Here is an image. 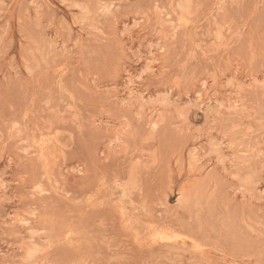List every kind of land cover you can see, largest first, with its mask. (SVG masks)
I'll use <instances>...</instances> for the list:
<instances>
[{
	"label": "rangeland",
	"instance_id": "374dc122",
	"mask_svg": "<svg viewBox=\"0 0 264 264\" xmlns=\"http://www.w3.org/2000/svg\"><path fill=\"white\" fill-rule=\"evenodd\" d=\"M0 264H264V0H0Z\"/></svg>",
	"mask_w": 264,
	"mask_h": 264
},
{
	"label": "bare ground",
	"instance_id": "6f19581e",
	"mask_svg": "<svg viewBox=\"0 0 264 264\" xmlns=\"http://www.w3.org/2000/svg\"><path fill=\"white\" fill-rule=\"evenodd\" d=\"M167 237V236H166Z\"/></svg>",
	"mask_w": 264,
	"mask_h": 264
}]
</instances>
